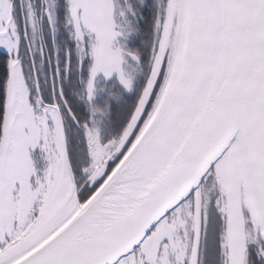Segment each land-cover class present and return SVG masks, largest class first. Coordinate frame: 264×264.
<instances>
[{"label": "snow or ice", "instance_id": "1", "mask_svg": "<svg viewBox=\"0 0 264 264\" xmlns=\"http://www.w3.org/2000/svg\"><path fill=\"white\" fill-rule=\"evenodd\" d=\"M0 264H264V0H0Z\"/></svg>", "mask_w": 264, "mask_h": 264}]
</instances>
